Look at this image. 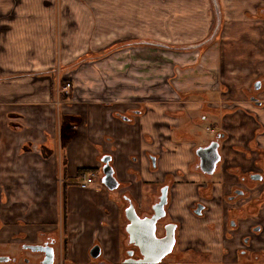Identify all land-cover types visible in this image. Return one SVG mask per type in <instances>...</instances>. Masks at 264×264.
Segmentation results:
<instances>
[{"label": "crops", "instance_id": "0c3cea01", "mask_svg": "<svg viewBox=\"0 0 264 264\" xmlns=\"http://www.w3.org/2000/svg\"><path fill=\"white\" fill-rule=\"evenodd\" d=\"M218 2L226 18L231 15L232 23L240 24L262 0ZM198 3L202 5L201 0ZM57 7L55 0H0V246L7 250L10 245L36 242L43 232L58 231L73 264L89 263V248L96 242L108 264H118L126 203L121 202L119 190H110L101 181L105 154L111 156L115 175L123 184L120 192L127 191L137 205L151 200L150 183L164 179L184 183L173 191L171 215L185 216L184 232L200 236L204 223L190 217L186 208L197 195L193 183L203 179L208 184L204 194L218 198L226 191L225 181L238 172L236 162L243 164L244 172L253 167L241 149H248L249 138L264 129V107L255 104L256 99L237 97L234 106L239 108L230 111L220 88L209 86L206 72L212 68L208 65L187 68L182 85L177 90L168 88L162 101L158 96L129 103L123 97V77L107 78L110 70L102 63L85 60L69 71L70 63L94 49H60L58 39L79 37L82 29L64 37L62 31L70 21L60 20ZM74 8L78 22L87 19L89 36L93 33L89 17L81 15L85 11L77 5ZM218 53V48H212L206 56L218 59ZM253 74L264 77L259 68ZM67 82L71 88L59 95L57 104L56 90ZM251 87L246 88L248 93ZM258 89L264 99V84ZM129 109L137 110L123 119ZM188 112L198 114L190 117ZM187 115L190 118L181 121ZM206 119L213 125L211 135L227 132L223 154L233 161L227 167L220 165L215 179V171L205 175L199 167L198 134L191 130ZM259 143L264 146V136ZM91 169L98 176L89 188L71 184L80 172ZM211 206L218 216L220 206ZM204 236L208 242L214 238L208 231Z\"/></svg>", "mask_w": 264, "mask_h": 264}, {"label": "rangeland", "instance_id": "374dc122", "mask_svg": "<svg viewBox=\"0 0 264 264\" xmlns=\"http://www.w3.org/2000/svg\"><path fill=\"white\" fill-rule=\"evenodd\" d=\"M55 1L60 20L65 17L70 21L62 35L69 36L82 29L79 37L71 34L66 40L58 39L60 49L75 52L92 46L94 51L86 53L103 54L85 60L102 63L103 68L110 70L107 78L122 76L123 97L129 103L152 101L158 96L162 101L168 88L177 90L182 85L187 68L202 69L208 65L213 70L206 72L209 86L219 87L224 105L236 111L239 107L234 106L235 102L240 100L237 97L248 98L246 88L256 79L253 71L259 68L264 74V19L252 18L255 12L248 13L251 18L239 24L232 23L231 15L226 18L218 0H201L202 5L199 0ZM191 2L196 5L189 6ZM75 5L79 11L86 12L81 15L89 17V25L92 23L93 33L89 36L87 19L81 18L80 24L76 20ZM212 48H218V59L207 58ZM77 64L76 60L70 63L69 71ZM188 113L190 117L198 114ZM189 116L181 117V121L188 120ZM212 128L210 119L200 126H191L194 135L201 131L208 137ZM258 132L260 140L264 135L262 129ZM219 169L213 173V179L218 177ZM0 252H17V245H10L7 250L0 246Z\"/></svg>", "mask_w": 264, "mask_h": 264}, {"label": "flooded vegetation", "instance_id": "af4514ba", "mask_svg": "<svg viewBox=\"0 0 264 264\" xmlns=\"http://www.w3.org/2000/svg\"><path fill=\"white\" fill-rule=\"evenodd\" d=\"M251 17L258 20L264 19V0L256 6L255 13ZM257 81L264 84V77L259 76L253 81L248 99L251 101L256 99L255 104L264 107V99L258 96L261 88H255ZM136 110L129 109L123 116L129 117V114H133ZM262 131L264 132V129ZM175 135L186 136L179 133ZM203 135L205 137L202 138ZM255 135L249 138L248 149H241L242 156L246 160L251 159L246 163L253 167L244 172L240 167L242 163L236 162L238 172H233L234 177L229 182L225 181L227 187L223 195L218 198L212 194L205 195L203 191L208 184L203 179L193 183L197 188V195L187 202L186 208L190 217L204 223L200 230L201 235L198 237L189 236L184 232L185 216L171 215L173 191L176 186L184 185V183L169 179L150 183L148 185L152 189L151 200L145 199L137 205L127 191L120 192L123 184L119 182L116 190H119L121 202L125 201L126 204L124 206L125 220L122 224V253L118 264H264V146L259 143L258 131ZM227 136L225 130L215 131L210 137H206V134L201 131L198 132L195 145L198 164L200 165V158L197 150L212 143L218 144L220 155L216 169L220 165L227 167L233 164L231 157L223 154ZM206 138L208 139L204 140ZM255 140L257 141L254 142ZM151 156L156 164V157ZM91 171L98 176L96 170ZM205 175L208 174L205 173ZM213 204L222 209L220 213L217 212L218 216L214 215L216 212L213 213L211 206ZM130 205H134L137 215L142 218L157 216L152 229L154 240L145 236L147 224L140 223L136 229L129 232V229L134 227L127 218V213L130 214L128 211ZM207 231L214 236L211 242H208L204 236ZM61 239L58 231L43 232L40 240L36 242L19 243L17 252H0V256H8L7 260H0V264H18V261L23 264H73L67 257V245ZM27 245L43 246L44 251L32 250L26 247ZM96 245L101 252L93 257L91 250ZM58 246H60V253L57 255ZM50 248L53 249V255L50 254ZM102 253L103 247L96 242L89 248V263L80 264H108Z\"/></svg>", "mask_w": 264, "mask_h": 264}, {"label": "water", "instance_id": "95a60500", "mask_svg": "<svg viewBox=\"0 0 264 264\" xmlns=\"http://www.w3.org/2000/svg\"><path fill=\"white\" fill-rule=\"evenodd\" d=\"M261 85V81H257L255 83V88L258 89ZM123 119H128L127 116H123ZM197 154L200 158V169L207 174H212L217 167V163L220 159V155L218 153V144L212 143L211 145H208L206 147H200L197 150ZM101 161L103 162L102 165V177L101 181L102 183L110 190L117 189L119 186V181L114 175L113 167L110 163L111 156L109 154L103 155L101 158ZM130 214L127 213V218L131 221L132 225L134 227H131L129 229V232H132L134 229H136V226L138 224H147L148 229L146 230V237L150 240H154V233H153V224H155L157 216L153 215L151 217L142 218L139 215H137L134 205H130L129 210ZM26 247H30L32 250H38V251H44L43 246L39 245H27ZM96 248L95 252L93 251L94 248ZM51 249V248H50ZM51 255H53V249L50 250ZM100 248H98V245L94 246L91 250V255L93 257H96L100 254ZM8 256H0V260H7Z\"/></svg>", "mask_w": 264, "mask_h": 264}, {"label": "built area", "instance_id": "2783aa9c", "mask_svg": "<svg viewBox=\"0 0 264 264\" xmlns=\"http://www.w3.org/2000/svg\"><path fill=\"white\" fill-rule=\"evenodd\" d=\"M71 88V83L67 82L65 86L57 88V99L56 103L59 104L61 101L59 100V95L64 92H69ZM97 177V174L93 171H86L82 174H79V177L76 178L75 181L71 182V184L77 185L80 188L86 189L89 188L95 181V178Z\"/></svg>", "mask_w": 264, "mask_h": 264}, {"label": "trees", "instance_id": "16d2710c", "mask_svg": "<svg viewBox=\"0 0 264 264\" xmlns=\"http://www.w3.org/2000/svg\"><path fill=\"white\" fill-rule=\"evenodd\" d=\"M101 55H103V54H101ZM101 55H92V54H89V53H86L83 57H80L77 61L78 62H80V61H82V60H85V59H90V58H92V57H98V56H101ZM76 61V62H77ZM71 95V93H69V94H67V95H65V96H63V97H68V96H70ZM92 170V169H91ZM94 170V169H93ZM83 172V171H82ZM82 172H80V174H82ZM62 217H63V221H64V223H65V221H66V201H65V197H64V199H63V204H62Z\"/></svg>", "mask_w": 264, "mask_h": 264}]
</instances>
